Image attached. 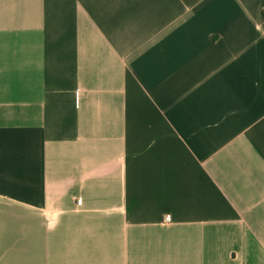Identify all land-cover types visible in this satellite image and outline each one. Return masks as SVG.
Here are the masks:
<instances>
[{"label": "crops", "instance_id": "obj_1", "mask_svg": "<svg viewBox=\"0 0 264 264\" xmlns=\"http://www.w3.org/2000/svg\"><path fill=\"white\" fill-rule=\"evenodd\" d=\"M0 264H264V0H0Z\"/></svg>", "mask_w": 264, "mask_h": 264}, {"label": "built area", "instance_id": "obj_2", "mask_svg": "<svg viewBox=\"0 0 264 264\" xmlns=\"http://www.w3.org/2000/svg\"><path fill=\"white\" fill-rule=\"evenodd\" d=\"M81 203V201L80 200H77V204H80ZM165 221L166 222H170L171 221V217L170 216H166L165 217Z\"/></svg>", "mask_w": 264, "mask_h": 264}]
</instances>
